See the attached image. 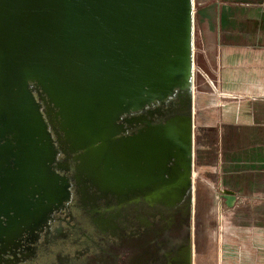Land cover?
Here are the masks:
<instances>
[{
	"label": "water",
	"instance_id": "water-1",
	"mask_svg": "<svg viewBox=\"0 0 264 264\" xmlns=\"http://www.w3.org/2000/svg\"><path fill=\"white\" fill-rule=\"evenodd\" d=\"M194 24V0H0V201L22 213L28 195L59 199L56 141L95 162L104 189L121 190L109 167L134 143L147 159L175 160L185 174L174 184L192 190ZM177 90L185 112L117 137L123 114Z\"/></svg>",
	"mask_w": 264,
	"mask_h": 264
},
{
	"label": "flooded vegetation",
	"instance_id": "flooded-vegetation-1",
	"mask_svg": "<svg viewBox=\"0 0 264 264\" xmlns=\"http://www.w3.org/2000/svg\"><path fill=\"white\" fill-rule=\"evenodd\" d=\"M188 101L177 90L164 102L123 114L117 137L137 140L146 125L185 112ZM56 145L51 168L59 199L51 204L43 190L28 195L22 213L0 201V264H195L192 190L174 184L185 174L176 172L175 160H162L156 151L147 159L133 143L121 166L109 167L112 175L120 173L117 191L96 184L95 162L80 159L82 150L72 153L68 144L65 153Z\"/></svg>",
	"mask_w": 264,
	"mask_h": 264
},
{
	"label": "crops",
	"instance_id": "crops-1",
	"mask_svg": "<svg viewBox=\"0 0 264 264\" xmlns=\"http://www.w3.org/2000/svg\"><path fill=\"white\" fill-rule=\"evenodd\" d=\"M196 13L193 173L198 146L203 158L205 150L216 153L234 207L261 216L241 257L264 264V0H200Z\"/></svg>",
	"mask_w": 264,
	"mask_h": 264
},
{
	"label": "rangeland",
	"instance_id": "rangeland-1",
	"mask_svg": "<svg viewBox=\"0 0 264 264\" xmlns=\"http://www.w3.org/2000/svg\"><path fill=\"white\" fill-rule=\"evenodd\" d=\"M199 1L194 0L195 17ZM200 149L198 146L192 189L195 264H245L241 250L250 247L246 243L250 241L251 226L254 227V221L261 216L251 214L250 206L242 209L234 207L235 202L233 206L228 204L223 195L226 190L221 186H233V183L220 184L218 162H212L216 153L205 150L203 158ZM262 188L264 184L258 186V190Z\"/></svg>",
	"mask_w": 264,
	"mask_h": 264
}]
</instances>
